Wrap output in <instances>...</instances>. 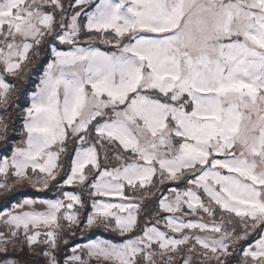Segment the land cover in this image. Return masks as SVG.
<instances>
[{
    "label": "snow or ice",
    "instance_id": "1",
    "mask_svg": "<svg viewBox=\"0 0 264 264\" xmlns=\"http://www.w3.org/2000/svg\"><path fill=\"white\" fill-rule=\"evenodd\" d=\"M0 264H264V0H0Z\"/></svg>",
    "mask_w": 264,
    "mask_h": 264
}]
</instances>
